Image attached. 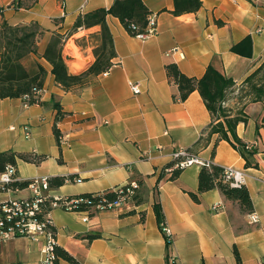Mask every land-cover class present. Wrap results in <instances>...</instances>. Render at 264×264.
Listing matches in <instances>:
<instances>
[{"label": "crops", "instance_id": "1", "mask_svg": "<svg viewBox=\"0 0 264 264\" xmlns=\"http://www.w3.org/2000/svg\"><path fill=\"white\" fill-rule=\"evenodd\" d=\"M113 1L0 0V23L37 22L39 54L54 33L68 34L63 56L69 72L79 73L95 59L97 40L88 36L100 26L75 30L74 23L79 15ZM143 1L155 17L156 34L146 39L131 35L118 17L108 14L113 65L85 85L63 89L50 64L39 58L47 70L39 92L42 104H26L21 97L0 99V151L39 156L37 162L17 160L14 170L20 181L66 177L49 188L51 195L74 197L143 180L138 204L130 200L122 208L93 214L50 209L56 245L80 264H239L235 249L241 264H264V101H251L242 85L264 62V0H201L198 10L178 15L172 12L173 0ZM247 35L251 56L231 51V45ZM81 38L79 45L76 40ZM169 62L194 77H201L212 63L234 80L226 92V107L229 116L239 112L246 117L235 131L248 150H256L248 155L250 163L245 164L229 141L214 145L217 133L193 153L244 170L252 212L241 211L217 188L200 192L199 164L183 167L174 179H168V173L159 177L171 153L192 147L211 121L197 90L185 100L177 99V85L165 70ZM129 82H139L140 91L134 93ZM56 103L65 112L59 120ZM23 190L28 194L18 195ZM30 194L27 187L7 188L0 190V201ZM155 203L170 228L169 242L157 221ZM43 243L42 237L35 241L25 236L0 243V264H39ZM57 264L72 263L59 258Z\"/></svg>", "mask_w": 264, "mask_h": 264}, {"label": "trees", "instance_id": "2", "mask_svg": "<svg viewBox=\"0 0 264 264\" xmlns=\"http://www.w3.org/2000/svg\"><path fill=\"white\" fill-rule=\"evenodd\" d=\"M173 1L174 9L172 12L176 15L194 12L201 6V0ZM108 14L118 17L126 30L134 36L146 29L148 17L151 15L143 0H114L109 7H99L79 15L74 23L75 30L78 27L100 26L98 33H92L88 36L97 40V44L93 46L95 59L85 70L79 73L69 72L63 56V47L68 34L54 33L47 42L43 53L39 54L37 48L41 30L37 22L13 25L3 20L0 23V99L21 97L26 104H42L39 92L43 87L47 70L39 58L45 59L50 64V71L55 82L65 90L83 86L91 77L107 71L113 65L112 59L116 55L113 38L106 22ZM83 39H77L76 42L81 45ZM230 49L235 53L250 57L252 54L251 37L249 35L245 36L239 42L232 44ZM165 70L169 81L177 85V99L185 100L192 91L197 90L211 115V121L203 129L201 136L192 147L186 149L188 153L194 154L195 147L205 145L211 136L217 133L218 136L214 145L221 139L229 141L245 158V164L248 165L250 163L248 155L253 154L256 150H248V147L239 140L235 131L237 123L246 121V117L239 112L234 116H229V110L226 107V92L235 84L234 80L224 75L222 70L212 63L206 67L201 77L184 74L174 62L167 63ZM242 85L247 87L246 94L250 95L249 99L251 101H264V62L245 78ZM55 107L57 109L56 120H59L65 112L61 110L59 104L56 103ZM260 122L264 126V115L261 116ZM54 133L57 139L60 140L61 135L56 126L54 127ZM212 153L214 154V148ZM18 159L37 162L39 156L14 151H0V173L8 165L15 167ZM172 165L173 161L166 163L160 169L159 177H165L168 173V179L176 178L183 168L176 167L166 171V168ZM65 179L66 177L63 176L48 178V186L49 188L59 186ZM30 180L20 181L16 179L0 186V190L7 188L24 189ZM132 181H135L137 185L131 188L133 193L130 200L138 204L143 200V180L135 179ZM132 181L107 188L101 192H85L74 196L82 200L75 203L73 210L93 214L100 205L118 199L126 192L128 187H131ZM214 188L219 189L225 199L237 202L241 211L252 212L253 203L247 187L244 185L240 187L230 186L228 181L224 179L223 167L211 162L209 166L203 165L198 172V190L202 192ZM191 196L197 199L195 193L191 192ZM50 209L48 205H44L43 214L49 212ZM153 209L160 225L164 221L161 207L158 203H155ZM50 227L54 230L52 225ZM234 252L238 263L241 264L237 250L235 249ZM55 253L57 262L59 258H63L72 264H80L74 256L57 245H55Z\"/></svg>", "mask_w": 264, "mask_h": 264}, {"label": "built area", "instance_id": "3", "mask_svg": "<svg viewBox=\"0 0 264 264\" xmlns=\"http://www.w3.org/2000/svg\"><path fill=\"white\" fill-rule=\"evenodd\" d=\"M157 32V24L155 17H148V24L144 31L136 34L141 39H146ZM129 85L134 93L140 91L139 82H129ZM30 133L26 131L28 136ZM171 161L173 165L166 168L169 171L176 167H186L191 164H199L201 166H209L211 160L202 159L196 154H189L186 149H178L171 153ZM224 179L228 181L230 186L240 187L245 184L246 173L244 170L234 166H223ZM15 170L12 165H8L5 170L0 173V186L16 180ZM131 187L126 189L118 199L100 205L98 209H119L125 206L130 201L133 190L136 187V182H131ZM31 194L25 197H18L0 201V243H3L16 236L29 237L32 240L38 241L41 237L44 238V243L40 249L39 264H57L55 253L54 230L51 229V219L49 212L43 214L44 205L50 208L61 207L66 210H73L75 203L81 201V198L69 196L51 195L48 186V177H35L30 180L27 185ZM122 190L120 189V192ZM254 219V215H252ZM86 219V217H85ZM161 231L164 233L167 242L171 237L170 228L164 221L160 223ZM46 255H53V262H46ZM173 259V258H172Z\"/></svg>", "mask_w": 264, "mask_h": 264}, {"label": "bare ground", "instance_id": "4", "mask_svg": "<svg viewBox=\"0 0 264 264\" xmlns=\"http://www.w3.org/2000/svg\"><path fill=\"white\" fill-rule=\"evenodd\" d=\"M46 262H53V255H46Z\"/></svg>", "mask_w": 264, "mask_h": 264}, {"label": "rangeland", "instance_id": "5", "mask_svg": "<svg viewBox=\"0 0 264 264\" xmlns=\"http://www.w3.org/2000/svg\"><path fill=\"white\" fill-rule=\"evenodd\" d=\"M77 52H79V51H77ZM70 53V52H69ZM77 56V55H76ZM18 193H16V195H17ZM26 194H28V191L26 190H23V191H21V192H19V194L18 195H26Z\"/></svg>", "mask_w": 264, "mask_h": 264}]
</instances>
